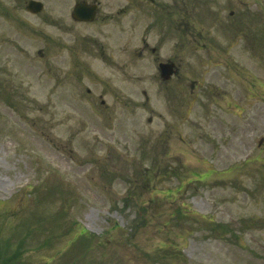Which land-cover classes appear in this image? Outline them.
<instances>
[{
    "label": "rangeland",
    "instance_id": "1",
    "mask_svg": "<svg viewBox=\"0 0 264 264\" xmlns=\"http://www.w3.org/2000/svg\"><path fill=\"white\" fill-rule=\"evenodd\" d=\"M27 1L0 0V245L22 264H264V31L186 58L224 95L158 116L148 59L88 56L52 24L63 0ZM244 1L260 27L264 0Z\"/></svg>",
    "mask_w": 264,
    "mask_h": 264
},
{
    "label": "flooded vegetation",
    "instance_id": "2",
    "mask_svg": "<svg viewBox=\"0 0 264 264\" xmlns=\"http://www.w3.org/2000/svg\"><path fill=\"white\" fill-rule=\"evenodd\" d=\"M218 2L223 4L227 17H222L224 11L218 8L210 9L211 3L218 5ZM253 2L257 7V0ZM63 3L57 22L52 24L59 25L78 44L91 46L89 51L81 52L95 58L126 56L149 60L155 70L152 78L160 105L158 116L162 105L174 115L180 106L192 105L197 99L207 103V99L224 95L203 84L207 80L205 72L193 77L184 71L186 58H202L201 64H209L210 58H214L220 64L218 58L231 56L237 42L244 40L257 45L263 39L264 24L259 27V13L246 10L244 0H63ZM215 27L228 42L224 47L216 44L218 38L211 33ZM75 29L79 30L74 32ZM163 64L170 66L168 76L161 72ZM250 91L249 102L255 100L253 90ZM142 94L147 102L146 91Z\"/></svg>",
    "mask_w": 264,
    "mask_h": 264
},
{
    "label": "trees",
    "instance_id": "3",
    "mask_svg": "<svg viewBox=\"0 0 264 264\" xmlns=\"http://www.w3.org/2000/svg\"><path fill=\"white\" fill-rule=\"evenodd\" d=\"M24 253L22 243H19L14 248H9L7 244L0 245V264H22Z\"/></svg>",
    "mask_w": 264,
    "mask_h": 264
},
{
    "label": "water",
    "instance_id": "4",
    "mask_svg": "<svg viewBox=\"0 0 264 264\" xmlns=\"http://www.w3.org/2000/svg\"><path fill=\"white\" fill-rule=\"evenodd\" d=\"M26 8H27V10H29L33 13H38L41 10L42 6L38 2L29 1ZM163 68H165V66H163Z\"/></svg>",
    "mask_w": 264,
    "mask_h": 264
}]
</instances>
